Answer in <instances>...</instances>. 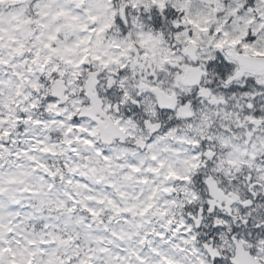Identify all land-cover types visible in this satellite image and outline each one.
I'll return each mask as SVG.
<instances>
[{
    "label": "clouds",
    "instance_id": "1",
    "mask_svg": "<svg viewBox=\"0 0 264 264\" xmlns=\"http://www.w3.org/2000/svg\"><path fill=\"white\" fill-rule=\"evenodd\" d=\"M0 264H264V0H0Z\"/></svg>",
    "mask_w": 264,
    "mask_h": 264
}]
</instances>
